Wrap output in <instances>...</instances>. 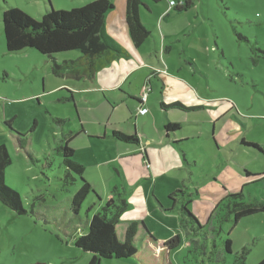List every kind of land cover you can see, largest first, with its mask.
<instances>
[{"label":"rangeland","instance_id":"1","mask_svg":"<svg viewBox=\"0 0 264 264\" xmlns=\"http://www.w3.org/2000/svg\"><path fill=\"white\" fill-rule=\"evenodd\" d=\"M48 1L57 11L94 0H0V145L7 146L12 159L6 184L21 194L28 211L17 215L0 201V264H88L91 254L76 248L73 239L87 231L88 218L101 212L110 199L115 207L128 203L117 224L120 243L131 224L122 223L130 220L138 222V229L142 222L157 246L164 242L161 239L182 235V245L170 256L172 264H256L263 260L264 212L235 225L234 215L220 203L228 195L242 193L245 201L264 205V179L255 182L260 178L247 177L245 172L264 173V0H178L191 5L169 20L171 30L181 33L166 55L179 66L178 78L207 98L214 111L223 101L234 104L233 125L224 117L216 126L217 134L212 131L213 121L207 119L212 109L171 111L178 114V134L189 136L183 150L179 149L183 168L158 179L180 191L173 194L175 207L173 200L167 201L164 186L156 193L164 196L162 206L149 195L144 202L141 190L126 197V191L149 172L144 166V148L135 150V145L118 143L109 136L112 125L124 126L134 134L135 123L139 133L150 131L158 140L163 130L157 120L146 129L141 119L134 120L129 105L113 106L100 93L81 90L87 84L55 74L34 49L6 51L4 9L11 5L41 20ZM158 8L169 10L168 2L162 0ZM145 16L149 24L158 19L157 14ZM65 54L72 59L79 56L78 51ZM191 59L196 68L190 65ZM80 122L86 135L78 134ZM70 138L75 159L86 166L83 178L102 200L89 196L78 214L72 210L71 198L80 188V176L70 172L66 178L62 164V146ZM243 140L258 144L263 152L242 144ZM185 207L199 221L198 233L183 222ZM114 211L112 207L110 213ZM228 238L232 253L225 250ZM101 264L138 262L104 259Z\"/></svg>","mask_w":264,"mask_h":264},{"label":"trees","instance_id":"2","mask_svg":"<svg viewBox=\"0 0 264 264\" xmlns=\"http://www.w3.org/2000/svg\"><path fill=\"white\" fill-rule=\"evenodd\" d=\"M161 2L162 0H152ZM143 5L142 0H126V22L134 45L141 46L151 35V31L144 25L140 18L139 8ZM190 1L183 5L176 6L177 12H184L190 7ZM114 9L111 0H94L81 7L70 10H54L49 1L41 20L32 18L21 9L8 5L2 14L3 31L6 44V51L10 53L34 49L41 55L53 62V71L57 75H64L74 79L93 78L95 73L113 62L120 56H129L126 48L118 44L106 30V17L108 12ZM79 51L80 56L74 59H66L61 63L56 62L59 54ZM164 109H179L183 111L192 110L181 102H174L169 105L163 104ZM165 131L175 133L180 130V124L168 122ZM79 133H85L81 128ZM78 133V134H79ZM114 138L120 142L139 145L140 140L136 134L114 130ZM73 138L65 141L62 146V164L67 170V177L70 172L80 176V188L71 198V207L74 213L78 214L82 204L89 197L95 195L99 202L102 200L92 187L83 178L86 166L74 157V149L69 145ZM177 143V142H176ZM250 147L261 148L254 142L242 141ZM21 147H25L24 141H20ZM12 163L11 156L5 144L0 145V201L13 210L17 215H27L24 208L21 194L6 184V169ZM247 177L260 178L255 182L264 179V174L245 170ZM77 180L76 178H72ZM175 193H180L177 191ZM174 194V193H173ZM173 194L171 199L173 200ZM242 193L228 195L220 203L227 207L234 215L235 225L243 218L264 212V205L260 202L245 201ZM114 207L115 211L111 212ZM128 208V203L122 202L121 207H115L113 199L106 202L101 212L93 214L87 220V231L73 239L76 248L84 253L91 254L88 264H101L104 259L131 260L138 264H172L171 254L178 249L183 238L181 234H175L165 240L161 245H155L157 240L142 223L146 233L138 240V222H132L125 233L123 243H120L117 236V224L120 215ZM90 210V209H89ZM117 210V211H116ZM187 217L183 222H189L198 233L200 223L190 212L188 207L183 208ZM225 250L232 253V240L226 239ZM243 249L240 256L245 255ZM33 264H47L37 262ZM256 264H264V259Z\"/></svg>","mask_w":264,"mask_h":264},{"label":"crops","instance_id":"3","mask_svg":"<svg viewBox=\"0 0 264 264\" xmlns=\"http://www.w3.org/2000/svg\"><path fill=\"white\" fill-rule=\"evenodd\" d=\"M166 1L168 2L169 10L163 12L160 8H158L159 2L142 0L143 5L139 8L140 18L144 25L151 31V35L139 47L134 45L126 22V0H120L118 4L114 3V9L108 12L106 17V30L118 44L127 49L129 56H120L116 58L113 62L98 70L91 79H75L76 81H82L83 84H87V87L81 88V90L100 93L102 97H104L109 103L113 104V106L116 103L129 105L130 114L134 116V120H137L138 118L141 119L146 129L148 128L149 130L148 124L149 122L151 123L152 120H157L159 122L163 131L158 140L155 139L153 135L149 134L150 131H148L149 133L146 131L144 135L139 133L137 126L134 123V134L137 133L138 136L139 133L140 136H138L140 144L135 145L136 147L134 148L135 150L141 146L144 148V166L147 170H149V172L143 175L141 181L131 186L128 192L126 189L124 191L127 193L126 197H129L130 199L139 190H141L142 200L144 202H147L149 195L156 200L160 206L163 205V199L161 198L164 196L156 195L158 192L157 188H161L160 186L165 187L163 192L167 191L169 195L167 197V201H169L172 200L170 197L171 194L175 193L176 186L169 183L162 184L161 182H158L159 176L163 174H170L171 171L183 168L184 162L179 155V149L183 150L181 147L183 144L185 145L187 141L186 138L188 139L189 137L187 136L184 138L179 135L178 132L180 130L170 134L165 131L164 127L168 122L179 124V121L175 119V116L178 114L172 113L171 111L174 112L175 110L190 113L193 111L204 110L206 108L212 109L211 114L207 115V119L209 121H213L214 125L212 131L215 134H217L216 126L224 117H229L228 122L230 125H233L232 120H234V104L231 101H223L224 103L221 107H219L217 111H214L215 108L210 106L211 102L208 101L207 98L202 97L187 83L178 78L176 71L179 66H176L170 60H167L166 55L171 54L173 45L178 43L181 37V33H179L178 30H175L174 32L171 30L169 26L171 21L169 20L185 13L187 10L182 13L177 12L174 8H170L169 0ZM172 10L173 13L171 12ZM145 13L157 14V21L153 22V24H149V20L147 16H145ZM148 25H150V27H148ZM44 58L45 57L43 56V63L51 66L53 69V62H49ZM56 59V62L61 63L66 59L72 58L67 56L65 53H62L57 55ZM189 61L190 65L196 68L197 63H195L193 59ZM159 67L164 69V72L163 70L160 72L157 71ZM150 74L153 75V78L151 79L149 78ZM146 87L148 88L149 94L146 101L142 103V95ZM149 102L151 103L150 107L148 106ZM174 102H181L188 107H193V109L183 111L171 108L164 109L162 106L163 104L169 105ZM142 104L149 109L148 113L145 115H141L138 112ZM226 125L227 122L224 126L226 127ZM235 125L234 121V126ZM81 128L85 133H79V135H86L87 131L84 129V124L80 122L79 132L81 131ZM222 128V130H224V127ZM114 130H119L132 135V133L128 132L124 126H110L109 136L118 143L120 141L116 140L112 135ZM103 132L107 134L106 128H104ZM212 137L215 141V136L212 135ZM146 163L150 164V168L146 166ZM83 175H85V172ZM147 176L149 178H147ZM173 179V181H175L177 177H173ZM173 201V207H175L176 199H173ZM130 204L132 205L134 203L131 202ZM132 222H134V220L125 221L122 224L127 225ZM118 229L119 228L117 226V231ZM145 233L146 230L143 227L142 222H140L137 239L139 240ZM121 238L124 241L125 232L122 234ZM161 240L165 241L167 239ZM124 261L128 262L131 260H115V262Z\"/></svg>","mask_w":264,"mask_h":264},{"label":"built area","instance_id":"4","mask_svg":"<svg viewBox=\"0 0 264 264\" xmlns=\"http://www.w3.org/2000/svg\"><path fill=\"white\" fill-rule=\"evenodd\" d=\"M169 4H170V8H175L176 6L183 5V4H180V2L178 0H169ZM147 97H148V88L146 87V89L142 95V103H144L146 101ZM148 111H149V109L147 107L143 106V104L138 110L139 114H141V115L147 114Z\"/></svg>","mask_w":264,"mask_h":264}]
</instances>
